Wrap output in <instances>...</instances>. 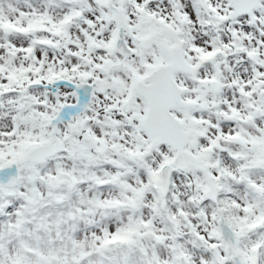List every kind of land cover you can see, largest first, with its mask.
Segmentation results:
<instances>
[{"label":"snow or ice","instance_id":"snow-or-ice-1","mask_svg":"<svg viewBox=\"0 0 264 264\" xmlns=\"http://www.w3.org/2000/svg\"><path fill=\"white\" fill-rule=\"evenodd\" d=\"M0 264H264V0H0Z\"/></svg>","mask_w":264,"mask_h":264}]
</instances>
